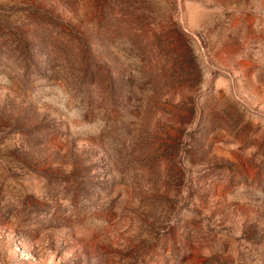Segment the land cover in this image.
<instances>
[{"label":"rangeland","instance_id":"374dc122","mask_svg":"<svg viewBox=\"0 0 264 264\" xmlns=\"http://www.w3.org/2000/svg\"><path fill=\"white\" fill-rule=\"evenodd\" d=\"M0 264H264V0H0Z\"/></svg>","mask_w":264,"mask_h":264}]
</instances>
